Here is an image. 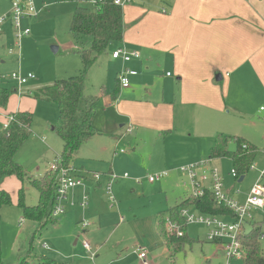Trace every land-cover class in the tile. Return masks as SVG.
Returning a JSON list of instances; mask_svg holds the SVG:
<instances>
[{
    "label": "crops",
    "instance_id": "obj_1",
    "mask_svg": "<svg viewBox=\"0 0 264 264\" xmlns=\"http://www.w3.org/2000/svg\"><path fill=\"white\" fill-rule=\"evenodd\" d=\"M134 2L132 0L122 7L123 42L112 47L110 54L117 50V47H122L128 51H138L140 58L129 63L115 60L112 55H108V59H111V65L115 66V80L120 70L124 68L136 71L137 75L130 77L129 88H122L116 80L118 86L113 95L101 94L100 98L104 103L102 108L98 109L97 101L95 102L93 126L97 118H100L107 122L108 130L115 133L112 139L108 140L109 144L98 148L96 154L85 155L87 158L81 161H78L80 156L77 157L80 152L75 155L76 165L71 163L70 165L84 178L86 186L77 188L71 200L73 198L79 202L85 192L89 203L86 209H82L78 203L71 206L69 199L65 204L66 213L62 216L64 219L58 223L60 217L54 223L56 224L54 230H65V240L73 241L82 235V242L80 237L75 240L76 253L84 252L90 255L83 245L84 241L89 242L92 251L95 250V260L89 257L92 264L107 262V251L98 238L108 230L109 214L106 215L105 210L115 209L111 206L109 208L105 201L104 184L107 174H117V171L128 169L136 171L135 173L144 179L145 174L177 171L178 165L175 164L179 159L187 161L183 166L205 160L204 153L190 156L188 152L192 150L181 151L179 144L193 137L196 139L195 142L203 138L204 135L197 138L200 136L199 133L193 134L186 128L189 127L194 132L198 131V128L202 129L205 123L216 118L222 103L225 107H233L243 117H254L255 114L261 120L257 121L264 125V112H260V109L264 108V0H174L170 4L156 0H138L137 4ZM78 5L80 4L77 2ZM48 6L44 4L39 9L40 12L41 9L46 10ZM224 80L226 88L228 86V93L226 96L223 95L222 102L216 83ZM0 120L2 126H5L8 117L4 119L0 115ZM149 123L153 124L152 130L156 133L151 143L145 133L150 128ZM116 127L120 130L118 131ZM133 129H137L136 136L126 138L125 133L128 134ZM103 130L105 129H96L97 134L93 138L103 136ZM240 137L258 148L253 139ZM123 140L129 145L128 154L124 150H119ZM138 142L142 144L138 145ZM261 142L264 148V141ZM134 144L136 148L133 147ZM137 163H141L143 168L137 170L133 167ZM251 171L259 173L257 167L249 173ZM93 173L103 174L99 183L92 180ZM41 177L43 176L40 175L39 178ZM258 177L254 179L247 193L240 194L238 191L232 194L234 189L226 191L237 201L244 202ZM241 178H244L243 181L233 179L242 183L246 176ZM8 179L1 187L4 190ZM134 182L141 184L135 180ZM116 192L123 200L124 192L120 188H117ZM24 220L26 219L23 217L20 225L25 222ZM84 223L89 224L85 229L82 227ZM251 223L262 231L259 224L261 221L255 216V220L245 227V232L250 229ZM68 225L72 228L70 231H66ZM111 230L108 240L126 230L124 219L119 217L117 226H112ZM158 230L157 224L154 231L160 247L158 251L163 249L169 252ZM46 246L48 248L45 250L50 251V246L48 244ZM78 247H81V251ZM114 247L119 250L122 244ZM134 249L136 253V248Z\"/></svg>",
    "mask_w": 264,
    "mask_h": 264
},
{
    "label": "rangeland",
    "instance_id": "obj_2",
    "mask_svg": "<svg viewBox=\"0 0 264 264\" xmlns=\"http://www.w3.org/2000/svg\"><path fill=\"white\" fill-rule=\"evenodd\" d=\"M32 1L38 10L44 4L49 6L47 7L48 10L41 9L37 17H25L22 20V29L28 28L30 30L28 36L23 37L19 42L10 19L5 22L0 32V86L15 91V93H12L7 110L3 111L1 116L5 119V117L19 111H28L33 114L32 136L19 151L17 157V160L26 168V176L23 181L16 177H10L6 184V191L12 198V205L1 210V260H3V264H19L22 260L28 259L27 261L31 264H38L39 261L47 258L58 264H82V262L92 264L89 260L90 255L84 252L81 254L76 253L75 240L80 237L82 242V235L71 241L70 239H64L65 230H54L56 224H48V226L43 227L39 223L24 220L25 222L20 225V220L23 219V211L18 206L19 187H23L26 204L36 206L39 202V192L30 183V180L37 179L40 175L44 176L49 172L51 166L58 161V157L62 156L64 152L63 142L57 132L53 130L60 123L57 105L52 101L36 100L30 95L38 89L51 86L56 80L80 75L83 62L76 50L77 41L71 35V23L77 2L80 6L93 8V0ZM156 1L161 2L160 0ZM133 2L137 4L138 0H133ZM11 8V0H0V19L7 16ZM54 47L59 48L57 53L53 52ZM108 55L111 56L112 54L100 57L102 59H98L99 61L95 63V66L91 68L86 76V96L97 101L96 107L98 109L102 108L104 104L102 98H100L101 94L113 95L117 90L116 80L118 75L115 80V66L111 65V59H108ZM19 72L22 74L32 73L35 75V79L20 87L12 79L13 73ZM225 82L224 80L216 83L222 96V102H224L223 95L226 96L228 93V86L226 88ZM257 120L261 122L255 114L254 117H243L233 107H225L222 103L216 118L205 123L202 129L198 128V131L194 132L193 129L186 128L193 134L199 133L200 136H197V138H201L202 135L204 137L199 139L198 142H195L194 137L190 138L180 143L179 149L181 151L192 150V152H188L190 156L204 153L203 158L209 160L211 149L219 136H244L253 139L258 147L254 165L260 172L264 168V148L261 145L263 143L261 141H264V125H261L263 123H259ZM2 125L3 123L0 120V127ZM94 127L98 130L105 129L103 130L104 135L97 136L85 143L79 151L80 155L77 154V157L80 156L78 161L87 158L85 155L96 154L97 149L102 145L107 146L109 144L108 140L112 139L115 133L108 130L109 125L100 118H97ZM149 127L145 133L149 138V143H151L156 133L152 130L154 128L153 124L149 123ZM116 128L118 131L120 130L119 127ZM136 132L137 129H133L128 134L125 133L126 138H134ZM121 135L122 133L119 134V136ZM136 144L133 147L136 148ZM141 144V142H138V145ZM228 147L232 151L236 149V145L232 141ZM119 150L129 153V145L126 141L123 140ZM211 161V168H218L224 177L226 189L228 191L234 189L232 194L234 192L236 194L238 191L240 194L247 193L254 179L259 176L258 172L251 171L247 174L244 182L238 183L237 180L235 182L232 178L231 172L234 168L230 159ZM186 162V160L179 159L175 165H178L177 169H179ZM70 163L76 165V156L73 157ZM133 167L138 170L142 169L143 165L137 163ZM135 172L128 169L116 172L118 176L127 173L130 179H119L114 184L113 192L114 196L116 195L118 207L116 206L117 208L115 207V209L109 211L105 210V214H109V226L108 230L100 234L98 238L101 245L102 243L104 245L102 247H105L107 251L106 264H142L139 256L134 251V248L137 249L138 247L146 249L152 264H225V258L219 252L221 246L208 241V227L198 223H189L187 228L188 234L197 242L192 246H186L174 259L170 260L168 258L169 252L163 251V249L158 251L160 247L154 228L158 224L161 215L165 214L166 209L181 202L187 194V189L183 185L184 177L177 170L169 172V175L160 181L162 183L150 184L145 179L153 174H145L146 177L143 179ZM138 177L142 180L141 184L134 182ZM117 188L124 192L123 200L118 197ZM105 201L107 206L111 208L107 195ZM192 213L199 215L197 211H192ZM255 216L261 221L259 223L262 226L261 233L263 235L261 245L264 251V222L262 221L264 212L255 214ZM119 217L124 219L126 230L119 232L108 240V236L112 233L111 227L117 226ZM61 218L58 223L64 219ZM71 229L70 225L66 227V231ZM120 243L122 248L117 250L118 248L114 246ZM46 244L50 246V251L45 250L47 249L44 247ZM145 244L147 246L144 247ZM78 249L81 251V247H78ZM93 252L95 254V250ZM76 254L78 255L76 256Z\"/></svg>",
    "mask_w": 264,
    "mask_h": 264
},
{
    "label": "trees",
    "instance_id": "obj_3",
    "mask_svg": "<svg viewBox=\"0 0 264 264\" xmlns=\"http://www.w3.org/2000/svg\"><path fill=\"white\" fill-rule=\"evenodd\" d=\"M71 35L77 41V53L83 62L80 75L56 80L51 86L38 89L30 95L39 101H52L58 107L60 123L54 131L57 132L64 146V152L57 161L62 167H70L74 155L80 151L84 143L97 134L93 126L96 101L86 96V76L100 57L110 54L112 47L119 46L123 42V8L116 6L114 0H94L93 8L78 5L73 13ZM13 92L15 93L0 86V115L7 110ZM10 116H13L14 120L10 121L7 127H0V221L1 210L12 205L10 194L1 187L10 177L24 180L26 168L17 160V157L32 136V113L20 111ZM231 141L236 145L233 151L228 147ZM256 154L257 148L241 137L219 136L211 149L209 160L230 158L237 179H240L247 176L255 164ZM56 176V173L49 171L41 178L30 180L39 192V202L36 206L26 204L23 187L19 189L18 206L26 220L42 226L57 222V218L53 217L57 196ZM183 208L197 211L199 215L224 217L230 221L236 218L227 206L212 198L209 190L202 197H196L187 192L183 200L166 209L165 214L161 215L158 221V234L164 240L170 260L174 259L186 246H192L197 242L187 232L188 225L181 215ZM168 221L177 226L178 231H170L167 226ZM261 238L260 228L251 223L250 229L241 236L245 258L240 264H264ZM1 251L0 239V264H3ZM27 260H22L19 264H31ZM38 264L58 263L45 258Z\"/></svg>",
    "mask_w": 264,
    "mask_h": 264
},
{
    "label": "built area",
    "instance_id": "obj_4",
    "mask_svg": "<svg viewBox=\"0 0 264 264\" xmlns=\"http://www.w3.org/2000/svg\"><path fill=\"white\" fill-rule=\"evenodd\" d=\"M165 4H170L174 0H161ZM132 0H114L116 6L124 7L131 3ZM94 3V0H93ZM40 13L32 0L22 2L20 0H14L12 2V8L10 13L4 18L0 19V32L5 22L10 19L13 28L16 31V38L20 42L21 39L30 34L29 29H22V20L25 17H37ZM113 59L122 60L124 63H129L134 59L140 58V53L136 50L128 51L125 48L117 49L112 54ZM137 75L136 71L128 68L122 69L118 73V80L122 88L130 87V77ZM170 75V74H169ZM12 79L18 83V85L24 86L29 83L30 80L35 79L33 74L24 75L22 73H13ZM260 112H264V108L260 109ZM14 120L13 116L8 117V122ZM123 152V151H122ZM256 166L253 165L250 170H255ZM51 172L56 173L57 184V196L56 204L53 211V217L60 218L66 213V203L75 206L76 203L82 208L86 209L89 203L87 193L82 194V198L79 202H76L71 197L74 195V191L77 188H84V178L78 175L77 170L73 167H62L57 162L51 166ZM178 171L183 174L185 181H183L184 187L190 194L196 197H202L207 190L211 192L212 198L221 204L227 206L235 215L234 221H228L222 217H215L209 215H197L187 208L181 210V215L185 219L187 225L189 223H198L208 227V241L217 243L221 246V255L225 258V264H240L245 258L244 246L241 241V236L245 232V227L255 220V214L264 212V168L259 172L257 182L251 188L248 196L244 202H239L234 199L226 191L224 178L218 168H211V160H201L196 163L182 166ZM169 175V172L164 171L156 173L146 177V180L153 184L160 182ZM233 178L237 179V174L233 170L231 172ZM103 174L93 173L91 178L95 183H99L102 180ZM107 180L104 184V190L109 200L110 206L116 207L117 200L114 196L113 187L119 179H129V175L126 173L122 176H118L115 173L107 174ZM137 183H140L139 178L135 179ZM85 190V189H84ZM264 222V219H263ZM89 224L84 223L82 227L85 229ZM168 229L170 231H178L177 226L173 225L169 221L167 222ZM263 237V236H262ZM83 245L90 253V258L94 261L95 254L92 251L90 244L87 241L83 242ZM45 248H48L46 245ZM142 264H152L149 260L148 252L142 247L136 249Z\"/></svg>",
    "mask_w": 264,
    "mask_h": 264
},
{
    "label": "water",
    "instance_id": "obj_5",
    "mask_svg": "<svg viewBox=\"0 0 264 264\" xmlns=\"http://www.w3.org/2000/svg\"><path fill=\"white\" fill-rule=\"evenodd\" d=\"M53 52H54V53H57V52H58V48H57V47H54V48H53ZM219 79H220V78H219ZM243 179H244V178H240V181H243Z\"/></svg>",
    "mask_w": 264,
    "mask_h": 264
}]
</instances>
